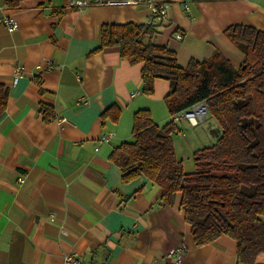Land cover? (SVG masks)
Instances as JSON below:
<instances>
[{
	"label": "crops",
	"instance_id": "0c3cea01",
	"mask_svg": "<svg viewBox=\"0 0 264 264\" xmlns=\"http://www.w3.org/2000/svg\"><path fill=\"white\" fill-rule=\"evenodd\" d=\"M70 1L11 7L0 0V86L7 89L0 264H65L72 251L99 264H174L178 254L179 264H264V251L253 263L238 261L237 242L227 235L195 245L180 196L168 204L146 175L123 178L113 152L134 139L139 109L158 124L172 119L165 102L171 83L158 77L147 84L144 62L132 63L117 46L99 47L103 24L133 21L154 25L153 41L176 50L181 65L220 50L237 66L243 55L225 30H264V0H166L165 18L146 2L81 9ZM7 16L18 20L16 30L3 24ZM18 65L23 73L16 75ZM108 132L113 137L99 143Z\"/></svg>",
	"mask_w": 264,
	"mask_h": 264
},
{
	"label": "trees",
	"instance_id": "16d2710c",
	"mask_svg": "<svg viewBox=\"0 0 264 264\" xmlns=\"http://www.w3.org/2000/svg\"><path fill=\"white\" fill-rule=\"evenodd\" d=\"M156 31L133 21L103 24L99 47L117 46L132 63L144 62L147 84L168 79L165 102L171 114L206 100L218 124L217 139L196 149V169L187 172L173 140L178 123H155L149 109H139L134 139L112 155L125 180L144 174L161 187L165 203L173 205L180 196L195 245L227 235L237 242L238 261L253 263L264 251V30L244 24L225 30L243 55L237 66L220 50L181 65L176 50L153 41ZM6 103L7 89L0 86V114ZM41 110L45 118L51 114L47 105Z\"/></svg>",
	"mask_w": 264,
	"mask_h": 264
},
{
	"label": "built area",
	"instance_id": "2783aa9c",
	"mask_svg": "<svg viewBox=\"0 0 264 264\" xmlns=\"http://www.w3.org/2000/svg\"><path fill=\"white\" fill-rule=\"evenodd\" d=\"M109 0H71L70 5L76 6L79 8H85L91 4H104ZM128 3H144L146 2L150 8L151 12L157 16L167 17L169 16L168 13V2L166 0L156 1V0H125ZM186 9L189 8L188 4H185ZM3 24L7 27L9 31H14L18 28L19 22L12 16H7L3 19ZM16 75L23 73L22 66H16L15 69ZM208 105L205 101H200L196 104H193L191 107L187 109H183L178 111L172 115V120L176 123H179L182 120H188L192 124L196 125L199 122L205 120V116L207 113ZM63 121L66 120V117L62 118ZM113 132H108L99 137V143L107 142L113 137ZM20 181H24V178H21ZM175 249H171L170 253H174ZM182 256L179 254L175 256L174 264H179L181 261ZM64 263L65 264H99L97 262L90 261L88 256L80 253L78 251L68 252L64 255Z\"/></svg>",
	"mask_w": 264,
	"mask_h": 264
},
{
	"label": "rangeland",
	"instance_id": "374dc122",
	"mask_svg": "<svg viewBox=\"0 0 264 264\" xmlns=\"http://www.w3.org/2000/svg\"><path fill=\"white\" fill-rule=\"evenodd\" d=\"M206 103L207 101L204 100ZM203 102V101H202ZM208 105V103H207ZM184 125L173 134L175 149L179 157L183 159V167L187 172L195 171L194 152L205 145L213 144L217 139L216 120L211 115L209 107L205 120L194 125L188 120H182ZM217 124V125H216Z\"/></svg>",
	"mask_w": 264,
	"mask_h": 264
}]
</instances>
